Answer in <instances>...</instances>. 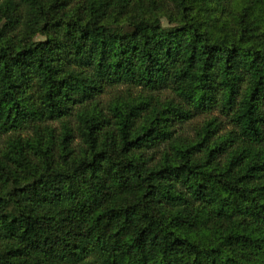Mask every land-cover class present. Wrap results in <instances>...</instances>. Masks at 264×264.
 <instances>
[{
  "label": "trees",
  "instance_id": "trees-1",
  "mask_svg": "<svg viewBox=\"0 0 264 264\" xmlns=\"http://www.w3.org/2000/svg\"><path fill=\"white\" fill-rule=\"evenodd\" d=\"M0 264H264V0H0Z\"/></svg>",
  "mask_w": 264,
  "mask_h": 264
}]
</instances>
